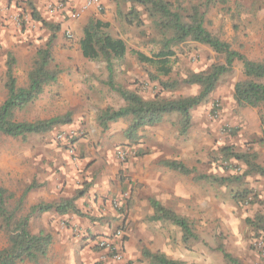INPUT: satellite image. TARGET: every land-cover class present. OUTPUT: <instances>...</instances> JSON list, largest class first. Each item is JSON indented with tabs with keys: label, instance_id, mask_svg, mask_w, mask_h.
I'll use <instances>...</instances> for the list:
<instances>
[{
	"label": "crops",
	"instance_id": "crops-1",
	"mask_svg": "<svg viewBox=\"0 0 264 264\" xmlns=\"http://www.w3.org/2000/svg\"><path fill=\"white\" fill-rule=\"evenodd\" d=\"M100 2L103 11L97 13L94 8L81 9V0H0V105L6 96L8 54L16 60L13 75L17 86L25 87L31 59L50 34L46 29L40 30L39 23L31 19L32 8L43 20L60 26L51 62L59 73L35 102L16 111L26 110L28 118L16 120L34 122L69 114V123L55 129L53 135L27 136L44 139L40 138L26 153L27 162L20 154L14 156L12 172L3 175L7 183L0 186L16 193L19 199L29 185L36 184L25 196L24 212L39 203L59 204L78 196L74 204L81 213L60 215L52 209L31 216L28 223L31 234H50L51 244L47 254L36 263L19 264H109L112 262L107 252L97 246L104 239L120 246L122 264H149L143 259L144 249L186 264H231L217 250L218 246L239 264H254L257 256L251 248L253 232L246 219L254 217L259 205H237L233 183L196 181L195 176L224 178L233 173L230 167L239 164L221 160L219 149L224 143L235 152L251 149L257 155V163L264 167V105L241 106L234 101L233 92L228 98L224 95L221 122L237 126L238 131L234 137H225L221 144L215 142V123L208 120L205 111L191 112L192 124L183 136L175 125L179 118L176 113L164 115L156 125L141 128L136 141L125 135L129 118L110 122L102 129L98 113L117 110L125 103L104 84L108 77L106 63L86 58L81 52L79 42L89 19L99 20L111 36L125 44L123 58L115 61L117 84L128 88L135 79L148 82V74L158 79L168 76L171 61L167 65L157 64L159 59L152 57L157 48L144 50L138 47V41H128L127 36L120 34L114 25L118 0ZM58 3L63 5L60 10L55 8ZM20 6L27 15L22 17L25 22L19 28ZM139 55L153 59L156 64L141 62ZM158 93L159 87L141 92L146 99ZM175 95V99L185 97L178 92ZM61 131L74 133V158L55 143L54 136ZM0 137L8 136L0 134ZM120 150L127 154L123 162L118 160ZM163 161L181 163L194 172L182 174L162 166ZM248 178L254 179L253 189L264 200V176L254 174ZM123 195H128V200L117 210L113 203ZM151 199L189 219L196 238L183 243L178 227L154 221ZM117 229L122 230L121 238L114 236ZM213 240L215 247L209 242Z\"/></svg>",
	"mask_w": 264,
	"mask_h": 264
},
{
	"label": "trees",
	"instance_id": "trees-1",
	"mask_svg": "<svg viewBox=\"0 0 264 264\" xmlns=\"http://www.w3.org/2000/svg\"><path fill=\"white\" fill-rule=\"evenodd\" d=\"M219 2H223V0H203L189 8L181 9L167 0H118L116 16L126 26L142 27L144 25L142 17H145L149 22L150 29L158 38L155 43L159 46V51L152 55L153 58L159 59L157 64L167 65L169 58L174 55L172 48L189 41L205 45L217 55L224 57L223 63L214 64L207 71L190 73L181 81H161L150 75V80L157 82L156 86L159 87V93L152 99H146L141 94L143 86L140 81L134 84V89L125 88L114 81L115 61L123 58L126 51L125 44L120 38L111 36L105 30V25L99 20L89 19L83 28V35L79 42L81 52L86 58L102 59L106 63L108 77L104 84L125 103L117 110L108 109L98 113L97 120L102 129H105L110 122L129 118L130 124L125 135L127 139L136 141L138 139L136 134L141 128L156 125L162 121L164 115L176 113L179 118L175 125L180 135H185L192 124V110L207 100L216 89L221 77L232 71L235 62L241 63L243 79L233 87L234 101L238 105L251 108L264 105V62L247 59L231 49L229 44L212 35L204 26L206 10ZM122 5H128L126 12H123ZM17 8L20 9L19 14L22 21V17L25 18L27 14L23 6ZM29 15L33 21L39 23V26L48 30L50 34L32 60V67L27 75L25 87L17 86L13 75L16 60L12 54H8L5 63L4 88L6 96L0 105V134L19 138L22 141L30 134H47L69 123V114L34 122H18L15 119V112L35 102L42 94L44 87L55 82L59 73L57 68L51 66V62L52 46L60 26L43 20L32 8ZM138 59L148 64H156L153 59L143 55H139ZM163 69L167 72L165 67ZM180 85L196 86L199 88V92L196 95L174 100L161 97L163 92L174 91ZM55 143L58 147L68 149L74 140L66 139L55 141ZM219 150L222 154V161L226 163L236 161L239 164L237 165L240 167L238 168L239 173L236 172L224 178L198 174L195 176L196 181L206 180L224 185L241 183L245 178L254 174L264 176V167L257 163V155L254 152L239 153L226 145ZM161 165L185 175L194 172L175 161H163ZM35 187V183L29 185L12 209H9L7 205V200L11 198V195L0 187V224L2 229L8 232L7 245L0 250V264H19L23 261L36 263L47 254L51 236L43 232L31 234L28 229L31 216L52 209L60 215L68 212L81 214L75 207L74 202L78 198L75 196L59 204L39 203L32 206L25 215L17 218L16 214L23 209L26 194ZM233 199L239 206L246 205L247 200L249 207L255 204L259 205V211L253 218H247L246 224L255 235L264 231V200L246 188L235 192ZM150 205L153 210V220L178 227L182 232L183 243L196 238L193 233V223L189 219L162 206L154 199L150 200ZM217 250L229 263L239 264L225 252L222 246H218ZM107 256L109 257L110 254L107 253ZM142 256L149 264H186L182 261L172 260L163 253L150 252L146 249L142 250Z\"/></svg>",
	"mask_w": 264,
	"mask_h": 264
},
{
	"label": "rangeland",
	"instance_id": "rangeland-1",
	"mask_svg": "<svg viewBox=\"0 0 264 264\" xmlns=\"http://www.w3.org/2000/svg\"><path fill=\"white\" fill-rule=\"evenodd\" d=\"M171 2L174 6L182 8H189L191 5H196L203 0H167ZM123 12L127 11L128 5H122ZM116 15V14H115ZM144 25L140 28L135 26H126L119 18L114 17L115 28H119L120 34L127 36L128 41H138V47L145 50L148 47L157 48L159 51V46L155 43L158 38L155 33L150 29V24L146 21L145 17H142ZM25 20L23 21V23ZM22 26V22L19 23V28ZM39 26V25H38ZM205 28L214 36L219 38L221 41L230 45L231 49L239 52L249 60L262 61L264 62V0H223L214 6L206 10L205 13ZM40 30L44 29L39 26ZM48 38V37H47ZM172 51L174 55L169 58L171 61L169 67L168 76L159 78L161 81L167 80H178L181 81L188 74L194 72L207 71L214 64L223 63L224 57L222 55H217L209 47L205 45H200L194 42H186L179 45L178 47H173ZM155 52V53H157ZM149 55V52H148ZM34 58V57H33ZM31 59V64L32 60ZM154 70V69H153ZM150 75L148 74V82L141 79H135L129 85L134 86L135 83H142V91L146 93L147 88L149 90L157 87V82L150 80ZM243 79L242 76V66L240 62H235L233 69L230 73L221 77L214 92L204 101L201 105L194 108L193 110L199 113L206 112L207 118L210 122L215 123L217 130V136L215 142L221 144L224 138L234 137L236 135L237 126H231L226 123L221 122V112L223 109V96L228 98L230 93L233 92L234 85ZM141 85V84H140ZM130 87V86H129ZM175 91V90H174ZM163 92L161 97L164 99L174 100L176 97V92L180 93L181 96H192L199 92V88L196 86L187 87L180 86L178 91ZM192 110V111H193ZM29 112H15V119L28 118ZM26 121V120H23ZM30 122V121H26ZM58 129V128H57ZM63 132V131H61ZM55 130L49 135H53ZM43 137H27L24 141L19 138L11 137H0V184L3 185L7 181L3 180V175L5 172H12L13 158L17 154H20L21 159H26L28 156L26 153L33 149V146L37 141H40ZM44 139V138H43ZM226 143L222 144L223 146ZM251 151L247 149L246 151H237L239 153H245ZM26 155V156H25ZM27 162V159L25 160ZM237 167V168H236ZM234 173H239L237 164H232L230 167ZM242 169V168H241ZM6 173V174H8ZM9 175V174H8ZM11 184V181H10ZM252 184H254V179L245 178L241 183H233V193L241 191L242 189H250L254 194ZM11 186V185H10ZM1 187V186H0ZM231 187V186H230ZM2 188V187H1ZM11 198L7 200V205L9 209L14 208L18 199L16 198V193L8 191L5 189ZM27 213L22 209L21 212L16 214L19 218ZM257 237L254 233L251 237V248L253 253L257 256L256 250L253 247V240ZM8 232L2 229L0 224V250L7 245ZM216 246L215 240L209 241ZM254 264H263L257 256V261Z\"/></svg>",
	"mask_w": 264,
	"mask_h": 264
},
{
	"label": "built area",
	"instance_id": "built-area-1",
	"mask_svg": "<svg viewBox=\"0 0 264 264\" xmlns=\"http://www.w3.org/2000/svg\"><path fill=\"white\" fill-rule=\"evenodd\" d=\"M63 5L61 3H58L55 8L56 9H62ZM54 8V9H55ZM89 8H94L95 11L97 13H100L103 11V5L100 2V0H81V9L86 10ZM77 15V14H75ZM18 18V17H17ZM69 37H71L70 35H68ZM74 137V133L72 131H66V132H57L54 136V140L55 141H64L66 139L71 140ZM69 154L72 155V157L74 158V149H73V144H70L69 148L67 149ZM126 153L122 150L117 152V156H118V160L120 162L125 161L126 159ZM128 195H123L121 197V199L116 200L113 203V206L115 209H121L124 206V203H126ZM248 200L245 202V204H247ZM116 238H121L122 237V230L121 229H117L115 231V235ZM253 247L256 250L257 256L259 257L260 261H262V263L264 264V231H261L257 234V237L253 240ZM97 246L102 249L105 250L107 253L110 254V256L108 257L110 259V261L114 264H122L123 262V254L122 251L120 249V246L114 242H112L111 240L108 239H104V240H100L97 243Z\"/></svg>",
	"mask_w": 264,
	"mask_h": 264
}]
</instances>
